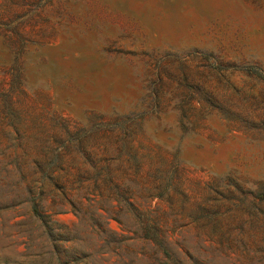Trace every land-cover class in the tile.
Wrapping results in <instances>:
<instances>
[{
  "label": "rangeland",
  "instance_id": "1",
  "mask_svg": "<svg viewBox=\"0 0 264 264\" xmlns=\"http://www.w3.org/2000/svg\"><path fill=\"white\" fill-rule=\"evenodd\" d=\"M101 120L168 244L68 142ZM0 264H264V0H0Z\"/></svg>",
  "mask_w": 264,
  "mask_h": 264
},
{
  "label": "trees",
  "instance_id": "2",
  "mask_svg": "<svg viewBox=\"0 0 264 264\" xmlns=\"http://www.w3.org/2000/svg\"><path fill=\"white\" fill-rule=\"evenodd\" d=\"M15 32L23 38L22 27L15 28ZM19 61L20 57H16L15 64L17 66L15 68L17 71H19ZM8 97L12 99L11 95ZM128 129V124H111L101 120L97 124L90 123L86 126L68 127L65 132L71 147H78L76 152L83 154L84 157H87V155L94 157V161L91 163L92 169L96 170L93 183L99 188L108 182L113 188L112 200L125 201L127 214L138 226L137 234L139 233L142 238L163 246L169 243L168 235L163 229L164 225L149 211L141 208V203L134 200L133 192L130 191L128 185L132 182L139 184V172L143 170L144 165V154L140 153L135 147L133 140L129 139ZM94 145H96L98 151L92 148ZM57 155L63 156V152L60 151ZM80 171L83 173L88 170L80 169ZM176 171H174L175 176H165L162 181L153 184L151 189H158V187L163 186V191L165 190L163 194H153V196L163 197L165 193L170 194L173 189L172 185L179 180L178 176H176ZM65 173L66 181L68 182L72 174L70 171ZM164 180H168L169 183L165 184ZM81 184L82 188H84L82 181ZM114 194L119 199L115 198ZM33 210L37 212L35 208ZM115 220L121 223L119 219L115 218Z\"/></svg>",
  "mask_w": 264,
  "mask_h": 264
}]
</instances>
